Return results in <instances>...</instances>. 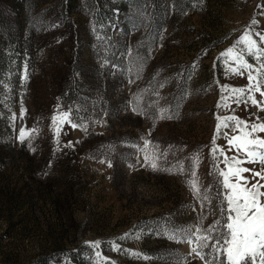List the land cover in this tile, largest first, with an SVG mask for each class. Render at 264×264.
<instances>
[{
	"label": "rangeland",
	"instance_id": "rangeland-1",
	"mask_svg": "<svg viewBox=\"0 0 264 264\" xmlns=\"http://www.w3.org/2000/svg\"><path fill=\"white\" fill-rule=\"evenodd\" d=\"M246 33L264 0H0V264H205L168 230L223 223L225 118L264 121L224 90Z\"/></svg>",
	"mask_w": 264,
	"mask_h": 264
},
{
	"label": "snow or ice",
	"instance_id": "snow-or-ice-1",
	"mask_svg": "<svg viewBox=\"0 0 264 264\" xmlns=\"http://www.w3.org/2000/svg\"><path fill=\"white\" fill-rule=\"evenodd\" d=\"M253 23L255 24L256 21ZM256 36L259 37L261 43H264V35L256 33ZM237 43L244 44L245 48L234 56L231 55L232 48L227 50V55L236 65L229 70L241 77L246 72L247 85L224 90L234 94V103L237 106L243 105L245 111L249 106H255L264 112V47H260L257 40L247 33ZM245 54L259 67L254 68L253 63L245 59ZM257 93L260 99H257ZM70 115L71 109L62 114L61 121L70 123L72 128H76L77 124L71 120ZM253 115L249 113L248 119H242L239 116L225 118L231 123H225L224 127L239 134H233L227 140L228 150L235 152V155L225 159L228 164L227 170L219 169L216 173L220 185L218 195L225 200L221 212L224 217L223 223L217 221L208 229L191 225L168 230L170 239L191 244L192 253L201 260H205V264H264V191H262L264 183H260L264 180V137L258 135V133H264V121H261L259 117L253 121ZM15 119L13 115L12 120ZM56 119L53 117L54 123ZM19 140L21 143L26 140L24 128L19 130ZM147 143L149 142L145 141V144ZM70 145L71 142H69ZM217 151L222 152L223 149L213 148L214 157ZM145 159H148L147 155ZM245 163L259 164L261 167L255 170L240 166ZM109 166H111L110 162ZM151 167L153 170L158 168L155 162L151 163ZM180 171H183L182 164ZM245 173L250 174L251 181L254 182H251L248 176L243 175ZM257 177L260 179L257 180ZM189 187L197 193L199 199V189L195 186V181ZM126 238L127 234L121 239ZM88 243L89 247L94 249L95 255L99 257L100 242ZM112 249L117 252L122 250L115 242L112 243ZM131 254L143 259L148 258L140 253ZM206 257L211 259H206ZM185 259L181 257L179 264H183ZM105 264H110V262L105 260Z\"/></svg>",
	"mask_w": 264,
	"mask_h": 264
},
{
	"label": "trees",
	"instance_id": "trees-1",
	"mask_svg": "<svg viewBox=\"0 0 264 264\" xmlns=\"http://www.w3.org/2000/svg\"><path fill=\"white\" fill-rule=\"evenodd\" d=\"M63 91H64V93H65V92H69L70 94L74 93V88L71 87V86L68 84V80H67L66 83H65V86H64Z\"/></svg>",
	"mask_w": 264,
	"mask_h": 264
}]
</instances>
